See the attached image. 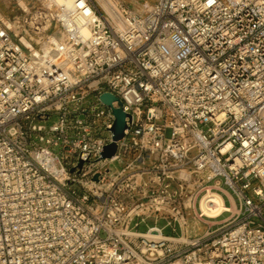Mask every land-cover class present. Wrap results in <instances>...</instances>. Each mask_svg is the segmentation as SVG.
Wrapping results in <instances>:
<instances>
[{
	"label": "built area",
	"instance_id": "obj_1",
	"mask_svg": "<svg viewBox=\"0 0 264 264\" xmlns=\"http://www.w3.org/2000/svg\"><path fill=\"white\" fill-rule=\"evenodd\" d=\"M23 1L0 13V264H264V0Z\"/></svg>",
	"mask_w": 264,
	"mask_h": 264
},
{
	"label": "rangeland",
	"instance_id": "obj_2",
	"mask_svg": "<svg viewBox=\"0 0 264 264\" xmlns=\"http://www.w3.org/2000/svg\"><path fill=\"white\" fill-rule=\"evenodd\" d=\"M99 2H105L107 0H97ZM126 8L131 9L135 13H144L146 10V5L144 4L145 1L149 0H112ZM104 6V5H103ZM21 8H20V1L19 0H0V13L4 17H12L14 15H18L21 13ZM52 119L48 121V123H51ZM104 133V131H102ZM167 136L170 135V129L167 130L166 132ZM122 166L121 162H114L109 165L110 169L112 171H117L120 169ZM227 214H224L221 218L225 217ZM154 222H150V224H153ZM158 225L162 226L163 223L159 222ZM203 226H199L201 229ZM139 230L144 231L146 230V226L142 225ZM203 230V229H201ZM166 233H170V228H167L165 230ZM200 232V230H199Z\"/></svg>",
	"mask_w": 264,
	"mask_h": 264
},
{
	"label": "water",
	"instance_id": "obj_3",
	"mask_svg": "<svg viewBox=\"0 0 264 264\" xmlns=\"http://www.w3.org/2000/svg\"><path fill=\"white\" fill-rule=\"evenodd\" d=\"M100 99L105 104L111 106L113 100H115L116 97L110 93H104L100 96ZM113 113L115 116V120L111 128V131L113 133V142L105 146L104 151L102 153L103 157H111L112 155L115 154L117 150L116 141L123 138L124 130L127 127V124H126L127 114L122 110V108H113Z\"/></svg>",
	"mask_w": 264,
	"mask_h": 264
},
{
	"label": "bare ground",
	"instance_id": "obj_4",
	"mask_svg": "<svg viewBox=\"0 0 264 264\" xmlns=\"http://www.w3.org/2000/svg\"><path fill=\"white\" fill-rule=\"evenodd\" d=\"M20 3L25 6V2L23 0H19ZM114 1L107 0L103 2L104 7L111 11V7L113 6ZM115 4V3H114ZM202 208L208 213L210 216H217L223 209L227 208V205L224 203L222 196L215 191L210 190L204 197L201 203Z\"/></svg>",
	"mask_w": 264,
	"mask_h": 264
}]
</instances>
